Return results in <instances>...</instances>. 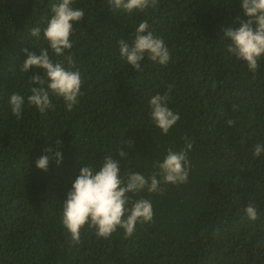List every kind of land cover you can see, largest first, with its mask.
I'll list each match as a JSON object with an SVG mask.
<instances>
[{"label": "trees", "instance_id": "16d2710c", "mask_svg": "<svg viewBox=\"0 0 264 264\" xmlns=\"http://www.w3.org/2000/svg\"><path fill=\"white\" fill-rule=\"evenodd\" d=\"M56 2L0 0V264H264V154L253 156V145L264 144V57L253 74L223 38L245 18L240 0H158L143 12L116 14L108 0H73L85 15L73 23L65 55L80 73L81 95L71 111L51 96L54 108L41 114L27 96L30 76L42 69L21 72L22 49L39 55L48 48L43 29ZM145 19L170 60L162 66L145 57L136 71L118 41H131ZM35 27L39 39L30 34ZM13 92L25 97L20 118L9 104ZM156 94L167 95L180 117L166 135L150 119ZM185 138L193 144L187 183L161 184L162 194L129 193L151 202L150 222H137L130 236L117 228L107 239L85 225L79 243L71 239L62 203L80 168L97 169L111 155L121 177H148ZM121 149L129 156L119 158ZM43 155L50 156L46 171L36 167ZM249 202L254 222L244 212Z\"/></svg>", "mask_w": 264, "mask_h": 264}, {"label": "clouds", "instance_id": "9594fccd", "mask_svg": "<svg viewBox=\"0 0 264 264\" xmlns=\"http://www.w3.org/2000/svg\"><path fill=\"white\" fill-rule=\"evenodd\" d=\"M158 0H108L109 10L114 14L118 12L132 13L134 10L143 12L146 8L155 7ZM73 0H57L51 6V16L47 26L43 29V38L48 48L39 50V55L22 49L27 59L20 71L25 73L30 68L42 69L43 75L30 76V95L27 103L34 106L39 113L44 114L53 109L51 96L60 97L65 102L66 110L71 111L81 95L82 79L75 67L71 54L65 55L66 50L72 48L70 36L73 23L84 18V11L72 7ZM244 19H237L238 27L224 29V39L230 41L226 51L236 59L246 63L249 71L255 74L259 67L258 61L264 57V0H240ZM30 34L40 38L41 29L32 28ZM119 52L122 59L136 71L141 70V61L147 57L150 61L160 65H167L170 53L164 40L154 36L149 30L148 21H141L135 28L131 41L120 39ZM49 49L56 56L64 57L63 61H54L49 55ZM67 63V67L65 66ZM172 85H169V89ZM167 95L156 94L149 101L150 119L162 134L169 130L180 119L168 107ZM12 114L20 118L25 97L13 92L9 98ZM228 125L234 121L229 120ZM129 149L131 141H124ZM61 145L57 139L55 146ZM193 144L185 138V145L179 151L168 149L162 161H157L153 167L158 171L151 176L139 172H128L124 177L120 175L119 159L106 155L97 169L91 166L80 168L79 175L72 183L66 199L62 203V224L70 233L71 239L79 243L80 231L87 225L95 230V235L107 239L117 228L124 230L126 236L135 231L137 222H150L153 218L152 204L147 199L133 200L129 193L136 194L142 190L149 193H163L161 184L180 185L188 182L190 162L188 152ZM253 156L258 158L264 154V144L253 145ZM51 149H44L52 153ZM119 158L128 155L123 149L118 151ZM129 156V155H128ZM49 155H43L36 160V167L47 170ZM57 165L62 162V153L55 152ZM246 218L250 221L258 219L257 209L249 202L244 209Z\"/></svg>", "mask_w": 264, "mask_h": 264}]
</instances>
